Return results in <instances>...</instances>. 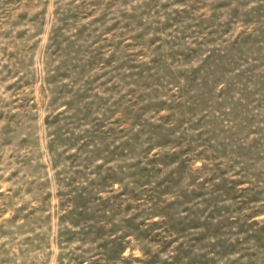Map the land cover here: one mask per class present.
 I'll list each match as a JSON object with an SVG mask.
<instances>
[{
    "label": "rangeland",
    "instance_id": "obj_1",
    "mask_svg": "<svg viewBox=\"0 0 264 264\" xmlns=\"http://www.w3.org/2000/svg\"><path fill=\"white\" fill-rule=\"evenodd\" d=\"M0 264H264V0H0Z\"/></svg>",
    "mask_w": 264,
    "mask_h": 264
}]
</instances>
